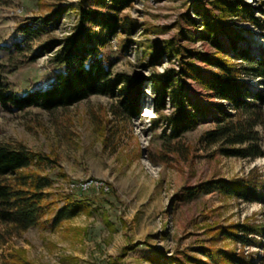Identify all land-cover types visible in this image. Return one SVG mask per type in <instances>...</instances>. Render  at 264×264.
Masks as SVG:
<instances>
[{
  "label": "rangeland",
  "instance_id": "obj_1",
  "mask_svg": "<svg viewBox=\"0 0 264 264\" xmlns=\"http://www.w3.org/2000/svg\"><path fill=\"white\" fill-rule=\"evenodd\" d=\"M244 1L251 3L256 8L255 14L263 17L262 0ZM84 10L109 13L110 7L97 0L0 2V91L20 94L47 87L55 73L64 67L53 61L56 48L47 51L46 46L75 31ZM213 11H220L214 0H134L120 14L137 21L126 50H122L121 43L130 36L117 29L111 42L101 48L102 54L114 65L115 72L149 76L154 71L180 65L178 57L166 53L156 55L151 62L150 49L162 50L171 39L180 49L194 53L192 60L199 75L186 76L192 99L200 104L216 101L226 104L203 84L214 67L202 60L200 53L211 55L216 49L198 36L203 19ZM46 17H58L57 24L37 35L21 31L26 23L38 27ZM87 23L96 30L100 28L98 23ZM231 24L253 39L250 46L253 52H258L264 30L249 21L242 23L237 17H232ZM222 38L225 42L229 40L225 34ZM235 52L230 48L229 54ZM261 79L253 74L245 76L253 92L264 87ZM142 90L141 116L129 123L125 116L113 112L117 97L100 93L51 110L36 105L9 107L0 98V142L22 144L52 158L46 166L54 184L50 192L60 194L50 216L57 215L65 202L63 197L68 194L86 205L72 218L59 220L55 225L49 222L45 226H31L10 243L26 248L35 264H152L149 257L155 250L161 255V264H166L171 255L183 256L180 251L198 253L201 257L197 248L210 242L206 233L209 225L238 223L242 225L240 235L247 234L250 238L256 235L245 231L243 225L250 222L264 227V200L231 198L215 187L187 197L188 188L208 180H231L250 174L264 180V112L263 120L254 127L258 134L254 144L262 151L260 155L227 156L219 144L205 146L202 134L216 126L209 116L172 141L190 150L188 157L176 154L157 162L149 159L147 153L163 148L160 133L166 124L157 131L151 130L156 116L153 86L147 82ZM262 108L264 111V103ZM100 121L107 125V135L113 128H119L108 144L97 130ZM140 148L142 154L137 152ZM88 179L110 182L112 188L83 189L82 183ZM257 238L264 240L262 236ZM217 245L243 249L256 262L258 255L264 254L253 241L221 239Z\"/></svg>",
  "mask_w": 264,
  "mask_h": 264
},
{
  "label": "trees",
  "instance_id": "obj_2",
  "mask_svg": "<svg viewBox=\"0 0 264 264\" xmlns=\"http://www.w3.org/2000/svg\"><path fill=\"white\" fill-rule=\"evenodd\" d=\"M9 0H0L8 2ZM100 4L109 5L110 12L84 10L80 24L76 30L65 37L54 40L46 46L47 51H54L53 61L63 65L64 69L55 73L51 83L41 89L26 90L23 93L2 92L0 98L9 107L22 109L36 105L51 110L59 106H70L84 100L92 94H103L111 98L117 97L113 112L126 117L127 122L140 117V102L143 98V87L149 82L153 86V108L156 116L152 119L151 130L166 124L160 137L164 138L163 148L157 152L147 153L153 161H165L176 154L189 156L190 150L173 140L181 138L189 129L195 128L209 116L216 123L214 128L206 130L201 141L205 146L219 144L222 153L227 156H257L262 153L255 141L258 139L254 127L263 119L264 87L257 92L250 89L245 76L253 74L261 76L264 85V32L261 31V44L258 52H253L250 44L253 39L231 24L232 17L240 18L241 22H251L264 30V15L254 12L255 7L244 0H214L220 11L207 13L203 19V29L199 36L208 40L216 49L213 54L200 53L202 60L214 67L203 84L213 93L214 97L228 103L212 102L200 104L193 100L188 92L187 78L196 75L199 68L193 62L194 53L182 50L170 39L162 50H152L153 59L156 55L168 54L178 57L180 65H172L164 71H154L149 76L135 77L123 72H115L113 64L102 54L101 48L111 42L113 34L120 29L132 35L136 30L137 21L129 15L120 16L121 12L134 0H97ZM261 11L264 14V0ZM56 18H44L38 27L24 24L22 32L39 34L41 31L57 24ZM190 19V18H189ZM99 24L100 28L88 26L87 22ZM250 34L252 30L245 28ZM228 36V42L222 35ZM130 38L121 43L125 51ZM245 44L241 45V42ZM240 45V46H238ZM234 49L235 54H229ZM188 53L189 56H185ZM199 75V74H198ZM247 98H250L247 100ZM171 109L168 111V109ZM231 108L234 111L230 110ZM97 130L104 136L105 143L114 140L119 128H113L107 135V125L98 122ZM245 147L238 144H245ZM142 154V149L137 150ZM50 155H41L26 148L24 145H12L0 142V264H35L27 255L26 248L10 244L16 237L22 236L31 226H45L49 222L55 225L62 219H70L86 205L70 194L63 198L65 202L57 215L51 217V207L58 205L60 192H50L53 180L46 173ZM110 184V182H107ZM112 188V184H110ZM215 187L228 197L264 200V180L253 176L233 177L231 180L218 178L193 185L188 188L187 197L196 195L204 188ZM241 224L216 223L209 225L206 233L210 242L197 248L201 253L180 251L166 259V264H264V254L258 255V262L243 249L229 246H218L221 239L244 242L253 241L264 251V227L249 224L243 225L245 231H252L256 236L240 235ZM126 249L124 251V254ZM152 264H161V255L155 250L149 257Z\"/></svg>",
  "mask_w": 264,
  "mask_h": 264
},
{
  "label": "built area",
  "instance_id": "obj_3",
  "mask_svg": "<svg viewBox=\"0 0 264 264\" xmlns=\"http://www.w3.org/2000/svg\"><path fill=\"white\" fill-rule=\"evenodd\" d=\"M223 101L226 102L225 100H223ZM91 186H96L99 189L103 188V190H109L110 189V185L107 182L99 181L96 179H88L87 181L82 183L83 189H88V187H91Z\"/></svg>",
  "mask_w": 264,
  "mask_h": 264
}]
</instances>
